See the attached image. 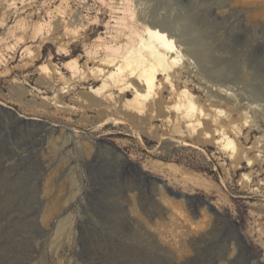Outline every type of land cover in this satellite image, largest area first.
<instances>
[{"label":"rangeland","instance_id":"1","mask_svg":"<svg viewBox=\"0 0 264 264\" xmlns=\"http://www.w3.org/2000/svg\"><path fill=\"white\" fill-rule=\"evenodd\" d=\"M151 7L209 113L185 142L82 107L90 82L63 92L75 111L53 103L58 69L99 65L91 51ZM0 264H264V0H0Z\"/></svg>","mask_w":264,"mask_h":264},{"label":"bare ground","instance_id":"2","mask_svg":"<svg viewBox=\"0 0 264 264\" xmlns=\"http://www.w3.org/2000/svg\"><path fill=\"white\" fill-rule=\"evenodd\" d=\"M156 10V7L144 9L133 21L110 31V40L91 51L95 57L100 56L101 50L105 51L99 58V65L81 70L74 60L63 66L69 76L57 70L52 85L58 87L53 103L59 111L73 112L76 109L63 100V92L73 89L75 81L90 82L88 95L72 97L82 107L133 126L136 121L158 120L179 133L178 137L164 135L161 141L167 144L185 142L186 136L194 134L201 124V117L209 113L198 106L175 68L182 56L180 43L173 36L177 23L166 13L158 15ZM189 44L191 40L186 39L185 45ZM167 86L174 100L162 105L161 94ZM67 121L51 123L53 129L59 127L63 143L76 141L77 136V132H71ZM149 129H153V124ZM214 134L217 135L214 142L219 147L229 149L231 156L239 153L234 139L223 128H217Z\"/></svg>","mask_w":264,"mask_h":264},{"label":"water","instance_id":"3","mask_svg":"<svg viewBox=\"0 0 264 264\" xmlns=\"http://www.w3.org/2000/svg\"><path fill=\"white\" fill-rule=\"evenodd\" d=\"M176 197H183L185 199L190 198L189 194L182 192H172ZM207 204V203H206Z\"/></svg>","mask_w":264,"mask_h":264}]
</instances>
